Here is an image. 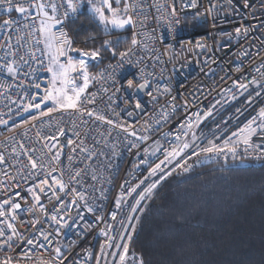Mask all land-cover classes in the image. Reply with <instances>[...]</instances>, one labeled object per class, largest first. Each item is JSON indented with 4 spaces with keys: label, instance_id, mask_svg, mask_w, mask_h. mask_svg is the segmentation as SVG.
<instances>
[{
    "label": "built area",
    "instance_id": "2783aa9c",
    "mask_svg": "<svg viewBox=\"0 0 264 264\" xmlns=\"http://www.w3.org/2000/svg\"><path fill=\"white\" fill-rule=\"evenodd\" d=\"M49 2L44 0L46 4ZM51 2L57 4L58 14L62 16L66 9L64 0ZM128 3L136 5L130 13L135 22V28L131 26V34L134 33L140 43L127 58L131 63L125 62L121 68L117 56L91 71L100 73L112 64L116 66L115 70L108 71L116 82L113 83L108 72H105V78L94 81L86 93H96V103L85 104V107L95 108L116 124L130 126L129 131L134 130L137 136H147L148 139L143 141L87 115L54 113L52 117L32 120L34 115L39 117V110L24 112L23 105L28 103L31 96H36L33 103L40 102L51 79V74L46 71L48 60L42 55L43 44L35 42L39 33L33 29L38 26V20L32 19L36 15L35 10L25 18L15 11L6 13L5 6L0 5V65L13 62L14 66H19L15 77L8 75L6 68L0 67V119L8 121L6 125L0 124V153L5 157V162L0 164V181H3L0 184V200L16 190L27 195L23 190L38 182L34 176L28 177V169L23 167L28 163L25 152L35 149L29 152L33 158L40 156L41 151L46 153L47 150L43 148L46 141L40 139L37 132L41 136L53 135L57 130L54 121L61 120L60 126L65 129V136L59 138L63 153L60 163L55 165L57 172L54 175L58 176L60 169H64L65 182L70 188L84 193L87 205L93 207L94 211L88 212L85 201H79L77 211L76 204L72 203L74 193H59L65 203L59 216H64L67 227H61L40 212L29 214L27 205H23L19 214L26 223L18 224V228L26 238L39 236L41 230L52 233L50 240L53 243L50 248L60 246L63 249L68 257L65 264H96L95 257L99 255L100 244L104 241L100 235L101 229L106 224H112L114 228L111 234L118 235L122 231L120 221L129 214L138 193L161 175L167 178L160 181L154 194L168 178L193 174L206 165L245 162L264 166V155H261L264 152V133L253 137V142L261 145L259 149H249L245 153L244 145L240 144L236 159L227 152L207 159L204 156H192L195 149L193 145V149L177 157L171 164L163 165L164 172L148 177L136 193L127 195L129 188L148 176L151 166L164 159L165 150L176 143L177 134L182 141L189 143L195 134V144L200 146H206L209 140L222 145L232 132L238 131L250 119L258 116L259 109L264 107V68H260L264 64V0H248V8L243 6L244 0H231V3L229 0H197L196 8L190 6L191 0H128ZM83 7L75 15L69 13V19L64 22L65 30L74 40V45L76 40L70 31L69 22L80 16ZM173 7L176 15L172 14ZM5 19L15 23L10 28L4 27ZM241 21L250 27V31L237 38L234 29ZM225 33H232L233 38ZM197 42L205 47L198 48ZM129 46H122L117 52L125 51ZM33 53L36 59L32 58ZM21 56L27 61L26 64L21 61ZM174 67L178 71L174 72ZM257 68H260L259 72ZM253 77L258 84L253 83ZM128 79L135 83L147 79L149 83L143 90L129 89L126 87ZM240 83L247 84V90L239 88ZM36 84L40 87L36 88ZM117 88L120 91L117 92ZM137 101L141 104L139 109L135 108ZM50 106L49 102L42 105V109ZM209 112L211 114L207 115ZM194 114H199L198 124ZM190 122L193 126L188 128ZM76 132L80 134L79 137L75 135ZM68 139L74 143L68 145ZM133 143L138 146L133 147ZM13 147L16 153H13ZM73 148L75 151H72ZM82 148L86 151H81ZM145 148L148 149L147 154ZM157 148L159 151L152 155ZM55 151L53 149V153ZM69 155L73 156L71 162L67 159ZM189 156L191 159H188ZM145 159L148 163H141ZM185 159L192 165L189 171L175 168L172 175H167L177 163ZM76 171L80 172V176L69 182V175H74ZM93 176H96L95 180ZM9 177H15V181ZM16 183H19V189L15 187ZM121 193L125 195L126 203L117 209L115 201ZM151 199L141 202L144 210ZM41 203L47 206L51 214L53 204L49 203L47 196L42 195ZM54 203L60 207L59 202ZM112 212L117 214L116 221L111 220ZM143 212L138 210L134 215L141 219ZM97 216H103L104 220H97ZM36 218L40 223L34 227L27 223ZM133 223L136 221L133 220ZM139 223H136L131 249ZM88 225L92 226L91 230L85 231ZM40 242L46 243L42 238ZM40 251L17 241L11 252L0 250V258L5 255H11L14 259L24 254L36 256ZM107 251L117 250L112 248ZM21 264H32V261L21 259ZM101 264H113L112 257L109 256L107 261L102 259Z\"/></svg>",
    "mask_w": 264,
    "mask_h": 264
},
{
    "label": "snow or ice",
    "instance_id": "6c2138e0",
    "mask_svg": "<svg viewBox=\"0 0 264 264\" xmlns=\"http://www.w3.org/2000/svg\"><path fill=\"white\" fill-rule=\"evenodd\" d=\"M25 3L27 6H25ZM64 3L66 4V9L61 16L58 14L57 4L51 2V0L47 4L44 3V0H0V5H4V11L9 14L15 11L21 16L28 18L29 14L35 10L36 15L32 17V19L34 21L38 20V26L35 27L33 31L39 33V38H37L35 42L37 44H43L42 55L48 60L46 71L51 74L48 87L44 90V95L40 98V102L33 103L32 101L36 100V96H31L28 103L23 105V111L29 112L32 109L39 110V117L34 115L32 116V120H37L42 117H52L54 113H67L69 115L78 116L87 115L89 117H95L97 121H101L115 128H120L122 131L141 141L147 140V136H137L134 130L129 131L130 126L126 127L122 124H116L112 119H109L95 108L85 107V104L93 105L96 103V93L86 95L90 85L94 81L104 79L105 72H108L109 77H111V72L108 70L111 69L114 71L116 67L109 64L103 72L92 73L90 71V62L102 58V52L107 51L110 52L113 57H119V67L122 68L125 62L131 63L127 58L130 53L133 52V49L140 43L136 35L133 33L130 46L125 51H120L118 53L116 47L113 46V42L109 39L104 40L101 46L96 48L85 49L75 47L74 40L64 27V22L69 19V13L73 15L77 14L80 8L86 4L93 18L103 27V31L106 35L110 34V29H124L126 26L135 28V22L130 13L136 5L128 3V0H64ZM229 3H231V0H229ZM121 4H123V7H121ZM190 6L196 8L197 0H191ZM243 6L245 8L250 7L248 0H244ZM212 7L214 8L216 5H212ZM262 7H264V3H262ZM49 9L51 10L50 12ZM209 11H211V9H209ZM172 14L176 15L175 7L172 8ZM14 23L15 21L11 19H5L3 21V26L10 28ZM249 31L250 27L241 21L234 29L235 37L238 38L242 35H246ZM225 35L229 38H233L232 33H225ZM88 39L94 41L95 36H91ZM87 42L88 40L85 41V43ZM116 43L119 44V38H117ZM196 46L198 48L205 47L204 44L199 42H197ZM72 53H77L78 56H73ZM244 54L247 55V53ZM31 55L33 59H36L34 53ZM20 59L25 64L27 63L23 56H21ZM0 67L6 68L8 75L13 77H15L19 68L18 65L14 66L13 62L0 65ZM260 68H264V64H261ZM260 68H257L256 71L259 72ZM173 71H178V69L174 67ZM262 76H264V73H262ZM111 78L113 83H115V77ZM148 83L147 79H143L141 83H135L134 80L128 79L126 87L129 89L136 88L143 90L148 86ZM253 83L258 84L255 77H253ZM35 87L39 88L40 85L36 84ZM238 87L247 90L248 85L240 83ZM104 91L107 92V89H104ZM116 91L118 92L120 89L117 88ZM165 91H168V89H165ZM149 95H151V93H149ZM257 95H259V93H257ZM153 98L155 99V97ZM109 99H111V97H109ZM23 100L24 97L22 96L21 101L23 102ZM49 102L51 106L42 109V105H46ZM135 108H141V104L138 101L135 103ZM210 114V112L207 113V115ZM129 115H131V113H129ZM194 115H196L198 124L200 119L199 114ZM257 121H259V123H257ZM54 122L57 129L55 134L41 136L40 132H37V136L46 141L43 144V148L46 149L47 152L41 151L40 156L36 158H33V156L29 154V152L35 151V149L25 152L28 163L23 165V167L28 169L27 176H34L38 182H34L32 186L23 190L27 195L22 194L20 190H16L11 195H8L7 198L0 200V250L11 252L13 250V244L19 241L31 246L33 249L42 251L36 256L24 254L21 258L17 259H14L11 255H5L0 258V264H21V259L32 261V264H65V261L68 259L60 246L50 248L53 243V241L50 240L52 233L41 230L39 236L26 238L18 228V224L23 225L26 223L19 214L23 205H27V212L29 214L40 212L61 227H67L68 225L64 220V216H59V213L65 207V203L59 193H74L75 198L72 203L76 204L77 211H79V201H85L84 193L77 191L75 188H70L69 184L65 182L63 178L64 169H60V174L58 176L54 175V173L57 172V167L55 165L60 163L63 153V145H60L59 138L65 136V129L60 126L61 120L58 119ZM7 123L8 121L0 119V124L6 125ZM253 125L256 126L253 127ZM48 126L50 127L51 125L49 124ZM75 126V122H73V127ZM192 126L191 122L187 125L188 128ZM33 127H35V125H33ZM181 127L183 128L185 125H181ZM262 133H264V107L259 109L258 116L250 119L242 128H239L238 131L232 132L231 136L225 139L222 145H218L214 141L209 140L206 146H200L195 144L197 139L195 134H193L191 143L186 140L182 141L180 135L177 134L175 137L176 143L165 150L164 159L160 160V162L156 163L154 166H151L148 170V176L140 180L135 186L129 188L127 195L131 196L132 193H136L137 189L144 184L148 177H155L157 173L164 172L163 165L166 163L171 164L177 157H181L182 154L186 153L189 149H193V145H195V149L192 151V156H204L207 159L210 156H221L227 152L232 155L233 159H236L240 144L244 145L245 153H248L249 149L253 151L259 149L261 145L255 144L253 142V137ZM75 135L79 137L80 134L76 132ZM184 135L186 136L187 133ZM233 137L236 139L233 140ZM48 141H52L53 143L49 144L47 143ZM73 143V140H67L68 145H72ZM132 146L137 147L138 145L133 143ZM21 147H23V145H21ZM53 149H56L55 153H53ZM72 151H75V149L73 148ZM81 151H86V149L82 148ZM144 151L146 154L148 153L147 148H145ZM156 151H159V148L155 149L151 154L155 155ZM13 153H16L15 147H13ZM261 155H264V152H262ZM67 159L71 162L73 156L69 155ZM188 159H191V156H189ZM4 162L5 157L0 153V164ZM141 163H148V161L145 159L141 161ZM191 167L192 165L188 164L187 159H185L183 162L177 163L167 175H172L175 168H180L184 172H187ZM41 174L43 178H41ZM4 175L7 176V173H4ZM79 176L80 172L76 171L74 175H69L68 180L69 182L75 181ZM166 178V175H161L159 179L152 181L138 193V198L135 200L134 204H132L129 214L125 219L120 221L122 231L118 235L111 234L114 228L112 224H106V227L101 229L100 235L104 237V241L100 244L99 255L95 257L96 264H101L102 259L107 261L109 256L112 257L113 264H145L143 256L131 249L133 233H135L136 223H139L140 219L139 216L134 214L137 213L138 210L141 213L143 212L144 208L141 206V202L146 199H151L160 181ZM9 179L15 181V177H9ZM92 179L95 180L96 176H93ZM2 183L3 181H0V184ZM15 187L19 189V183H16ZM48 192H51V195H48ZM42 195L47 196L49 203L53 204V211L51 214H49L47 206L41 203ZM29 197L31 198L30 201ZM20 201H22L23 204ZM54 201L60 203L59 208L56 207ZM124 203H126V197L121 193L115 201V206L117 209H120ZM85 206L88 212L94 211V208L88 206L86 201ZM116 218V212H112L111 220L116 221ZM96 219L103 221L104 217L97 216ZM133 220H135L136 223H133ZM27 223L34 227L36 224L40 223V220L36 218ZM91 227V225H88L85 231L91 230ZM125 233L127 235H125ZM57 235H59V229H57ZM41 238L46 243H41ZM112 248H115L117 251H107V249ZM91 255L92 254L89 252V257H91Z\"/></svg>",
    "mask_w": 264,
    "mask_h": 264
},
{
    "label": "trees",
    "instance_id": "16d2710c",
    "mask_svg": "<svg viewBox=\"0 0 264 264\" xmlns=\"http://www.w3.org/2000/svg\"><path fill=\"white\" fill-rule=\"evenodd\" d=\"M69 28L85 49L109 39L118 50L132 38L131 26L106 35L86 4ZM113 59L104 51L90 69ZM132 250L145 264H264V166L212 164L168 178L144 210Z\"/></svg>",
    "mask_w": 264,
    "mask_h": 264
},
{
    "label": "rangeland",
    "instance_id": "374dc122",
    "mask_svg": "<svg viewBox=\"0 0 264 264\" xmlns=\"http://www.w3.org/2000/svg\"><path fill=\"white\" fill-rule=\"evenodd\" d=\"M73 55H74V56H78L77 53H74ZM101 61H102L101 58H98L96 61H91V62H90V68H91V67H96ZM90 71H92V70L90 69ZM158 189H159V188H158Z\"/></svg>",
    "mask_w": 264,
    "mask_h": 264
}]
</instances>
